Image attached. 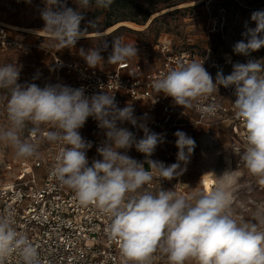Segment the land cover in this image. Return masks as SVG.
Here are the masks:
<instances>
[{
	"label": "clouds",
	"instance_id": "9594fccd",
	"mask_svg": "<svg viewBox=\"0 0 264 264\" xmlns=\"http://www.w3.org/2000/svg\"><path fill=\"white\" fill-rule=\"evenodd\" d=\"M31 3V0H27ZM94 2L100 9H109L113 0H76L78 7L88 8ZM39 9L43 30L56 41V47L75 46L83 37L85 27H97L87 20L77 7L67 6V0H43ZM256 26H246L242 33L245 40L233 48L236 54L250 55L264 47V10L251 14ZM107 60L112 64L137 56L136 44L123 43L119 38L111 42ZM109 43L87 50L79 49L89 68H96L104 60L102 52ZM264 59H250L247 63L233 65L231 74L218 72L215 82L205 69L204 62L179 64L153 87L171 97L176 105L191 107L192 102L204 97L219 86L233 87L234 107L237 118L246 129L247 147L241 156L245 167L264 185ZM21 68L13 64L0 66V89L9 90L6 103L8 127H0V143L15 149L18 157L38 154V145L22 140L20 133L30 123L32 133L41 125H51L47 132L49 142L66 145L56 157L55 178L75 192L81 204L95 205L110 219L105 231L111 239L120 243L121 254L135 264L144 262L160 248L167 254L169 264H264V231L256 223H238L228 212L231 194L217 184L194 195H177L170 190L156 194L139 191L152 180L155 170L162 177L173 178L186 171V165L196 147V142L185 132L177 130L175 146L176 162L166 165L150 159L158 144L164 142L163 134L151 131L145 123H138L132 104L119 108L114 95L101 91L88 96L83 86L74 88L65 84H47L43 88L35 83H18ZM36 77H34L35 79ZM214 106L203 109L211 114ZM91 117L104 131L105 141L96 151L101 157L89 164L86 155L92 147L85 141L80 129ZM129 122L142 129L144 135L137 139L118 122ZM144 154V162L130 157L131 148ZM123 150V151H121ZM184 165V167H182ZM256 219L264 225V209H258ZM13 215H0V264L16 251L21 264H40L37 248L25 234L13 227Z\"/></svg>",
	"mask_w": 264,
	"mask_h": 264
},
{
	"label": "built area",
	"instance_id": "2783aa9c",
	"mask_svg": "<svg viewBox=\"0 0 264 264\" xmlns=\"http://www.w3.org/2000/svg\"><path fill=\"white\" fill-rule=\"evenodd\" d=\"M30 46L0 23V50H27ZM155 49L162 60L153 68H146L142 61L128 60L110 69L89 68L85 61L65 59L53 53L55 76L52 84L74 88L83 86L88 96L104 91L115 96L119 108L132 104L138 123H145L151 131L163 134L164 142L158 144L150 159L166 165L175 163L176 157L167 148L176 140V129L182 127L203 126L204 142L218 145L219 124L226 121L229 132L240 143L233 145V149L246 150V129L235 114L234 88L219 86L218 90L194 100L191 107L176 105L171 97L154 89V81L181 63L196 61L205 64L206 59L194 48L174 47L171 40L159 41ZM250 59L259 60L255 52L248 56H230L226 61L229 71L224 76L231 74L234 64L247 63ZM21 76H25L24 73ZM208 106H214L216 110L211 114L205 113L203 109ZM118 127L127 128L137 139L144 135L142 129L127 121L118 122ZM52 130L56 129L48 125L38 133L28 131L27 139L44 147L37 155L29 157L28 163L22 164L14 178L0 179V215L8 212L13 215V227L25 234L37 248L40 264H135L121 254L118 240L111 239L105 231L110 224L109 217L93 204H81L75 192L55 178L56 157L66 145L47 141V132ZM79 131L85 141L92 143L86 153L91 164L93 159L101 158L96 149L105 141L104 131L91 117ZM127 154L144 162L145 169L149 170L144 154L134 147ZM239 160L242 162L241 157ZM172 182L173 179L162 177L154 170L152 180L139 191L156 194L172 189ZM155 252L144 264H153ZM4 264H21L19 254L16 251L10 253Z\"/></svg>",
	"mask_w": 264,
	"mask_h": 264
},
{
	"label": "rangeland",
	"instance_id": "374dc122",
	"mask_svg": "<svg viewBox=\"0 0 264 264\" xmlns=\"http://www.w3.org/2000/svg\"><path fill=\"white\" fill-rule=\"evenodd\" d=\"M134 2L142 9L152 12L149 17L152 19L151 22L144 29L136 30L123 26L112 33L113 30L105 32L107 13L102 9L94 4H90L88 8L78 7L76 0H67V6L77 7L78 11L85 13L87 20L95 21L97 27H89L82 22L81 27L84 26L86 29L83 37L75 46L61 49L55 46L57 42L50 34L43 30L44 23L39 15V9L44 7L43 0H31V3L27 0H0V23L5 24L12 35L23 38L31 45L27 50H0V66L13 64L20 67L18 83H35L42 88L54 81L52 53L65 59L84 61L79 56L80 48L87 50L108 42V50L101 53L104 60L97 66L110 69L115 66L107 60L111 52L110 45L114 39L119 38L123 43L136 44L138 48L137 56L127 59L128 61H142L146 68H153L162 60L161 54L155 49L156 44L170 39L174 47L196 48L202 56L208 53L210 47L218 60L216 62L220 64L212 67V63L207 62L204 67L215 82L218 72L224 75L229 71L224 59L238 55L233 51L234 45L241 40L246 42V37L242 35L246 31V26L250 28L256 26L251 20V14L256 10H264V0H134ZM27 29L31 31H26ZM260 35L264 37V33ZM255 53L259 60L264 59V47ZM21 73L25 76L22 77ZM8 94L9 90L0 89V127L9 126L6 114ZM47 126L41 125L39 131ZM32 127L30 123L26 124L20 133L22 140H28L27 133ZM190 137L195 140L196 147L186 165V171L179 176L167 178L173 179L172 189L167 190L187 197L219 184L231 194L229 214L238 223H256L258 230L264 231V225L259 224L256 219L257 210L264 209V185L259 183L260 177L251 174L243 161L240 162L239 159L245 150L233 149V145L240 143L232 134L229 144L223 146L204 144L197 137ZM43 147L38 146V152H41ZM167 149L176 157L178 149L175 142ZM203 151L206 152V156L202 154ZM28 161L29 157H18L14 148L0 143V179L14 178L22 164ZM177 177L180 178L179 182ZM155 254L153 264H169L167 254L160 248ZM185 264H196V261L188 260Z\"/></svg>",
	"mask_w": 264,
	"mask_h": 264
},
{
	"label": "trees",
	"instance_id": "16d2710c",
	"mask_svg": "<svg viewBox=\"0 0 264 264\" xmlns=\"http://www.w3.org/2000/svg\"><path fill=\"white\" fill-rule=\"evenodd\" d=\"M92 4H94V2ZM102 10L107 13V21L104 24V29H107L120 21H131L142 25L148 21L152 14L151 11L142 9V7L135 3L134 0H113L109 9ZM120 27L113 30L112 33L117 32Z\"/></svg>",
	"mask_w": 264,
	"mask_h": 264
},
{
	"label": "crops",
	"instance_id": "0c3cea01",
	"mask_svg": "<svg viewBox=\"0 0 264 264\" xmlns=\"http://www.w3.org/2000/svg\"><path fill=\"white\" fill-rule=\"evenodd\" d=\"M151 20V19H150ZM149 20V21H150ZM121 22V21H120ZM146 24V23H145ZM145 24H142V25H145ZM139 25V24H138ZM147 25V24H146ZM119 27V26H118ZM146 27V26H145ZM144 27V28H145ZM117 28V27H116ZM131 28V27H130ZM143 28V29H144ZM132 29H134V28H132ZM110 32V31H109ZM170 40V39H169ZM168 41V40H167ZM194 49H196V48H194ZM214 50H215V48H213ZM197 50V49H196ZM52 55H53V53H52ZM201 55V57H203V58H205L206 59V63L207 62H211L213 65H211L212 67H214V66H218V64H220V63H217L218 62V60L215 58V55H214V51L212 50L211 51V48L210 47H208V53H206L205 55H203L202 56V54H200ZM227 55L228 56H230V54L229 53H227ZM228 58V57H227ZM228 59H224V63L226 64V61H227ZM217 61V62H216ZM206 63L204 64V66L206 65ZM227 65V64H226ZM54 74H55V69H54ZM172 100V99H171ZM173 101V100H172ZM177 130H180V131H183V132H185L188 136H195V137H197L198 139H199V141L201 142V143H206V142H204L205 141V139L203 138V136H204V133H205V128L203 127V126H196V127H194V128H191V127H182V128H180V129H176V131ZM175 131V132H176ZM218 138H219V145L220 146H223V145H227V144H229V142H230V138H231V133L229 132V123L228 122H226V121H223V122H221L220 124H219V131H218ZM229 136V137H228ZM175 139H177L176 137H175Z\"/></svg>",
	"mask_w": 264,
	"mask_h": 264
},
{
	"label": "bare ground",
	"instance_id": "6f19581e",
	"mask_svg": "<svg viewBox=\"0 0 264 264\" xmlns=\"http://www.w3.org/2000/svg\"><path fill=\"white\" fill-rule=\"evenodd\" d=\"M197 1H200V0H197ZM151 18H152V17H151ZM149 20H150V19H149ZM149 20L147 21V23L149 22ZM147 23H146V24H147ZM146 24H145V25H137V24H135V23H133V22H130V21H121V22H118V23H116V24L110 26L109 28H107V29L105 30V32H109V31L115 29L116 27H118V26H120V25L129 26V27H131V28H135V29H141V28H144V27L146 26ZM26 31H31V30H30V29H27ZM33 32H34V31H33ZM202 154L205 155V156L207 155L206 152H204V151H203Z\"/></svg>",
	"mask_w": 264,
	"mask_h": 264
},
{
	"label": "water",
	"instance_id": "95a60500",
	"mask_svg": "<svg viewBox=\"0 0 264 264\" xmlns=\"http://www.w3.org/2000/svg\"><path fill=\"white\" fill-rule=\"evenodd\" d=\"M151 20H152V19H151ZM151 20H150L148 23L146 22V23H147L146 27H147L148 24L151 22ZM120 26H124V25H120ZM120 26H119V27H120ZM117 28H118V27H117ZM115 29H116V28H115ZM115 29H113V30H115ZM136 30H138V29H136Z\"/></svg>",
	"mask_w": 264,
	"mask_h": 264
}]
</instances>
